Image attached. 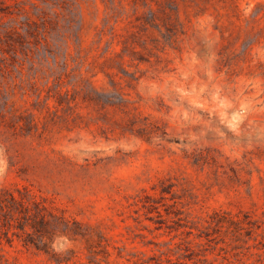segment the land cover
I'll use <instances>...</instances> for the list:
<instances>
[{"label": "rangeland", "instance_id": "rangeland-1", "mask_svg": "<svg viewBox=\"0 0 264 264\" xmlns=\"http://www.w3.org/2000/svg\"><path fill=\"white\" fill-rule=\"evenodd\" d=\"M65 73L75 113L94 89L165 134L74 127ZM0 187L89 231L0 264H264V0H0Z\"/></svg>", "mask_w": 264, "mask_h": 264}, {"label": "trees", "instance_id": "trees-1", "mask_svg": "<svg viewBox=\"0 0 264 264\" xmlns=\"http://www.w3.org/2000/svg\"><path fill=\"white\" fill-rule=\"evenodd\" d=\"M49 52L50 58L54 66L58 64L56 57L49 51V47L45 46V52ZM48 62V58H46ZM66 57L59 68L63 71L67 70ZM76 62V60H73ZM70 75L67 73L60 74L54 79V85L58 89L54 98L55 106L65 112V117L69 118L74 124V127H79L82 124L88 127L89 123L97 122L102 117L106 120V112L112 109L114 112L119 111L120 115L125 116L119 119L120 122L113 121L119 132L137 133L138 135L151 141L159 132L161 136L165 133L161 129L149 121L148 118H140L139 115L129 117L127 109V101L121 96L117 97L116 101H111L109 96L104 92H98L93 89L92 97H81V103L85 104L87 109L97 113L93 116L88 113L86 117L75 113L74 108L77 106V95L79 91L76 85L65 83ZM71 87V90L69 89ZM65 88V89H64ZM50 95L46 96V101ZM105 124V123H104ZM30 128L34 126L32 121L29 123ZM101 133L108 136V132H114L109 126L101 127ZM88 229L83 227L81 223L74 219H69L64 216L61 211L58 213L56 209L48 206L46 199H37L31 191L26 188L8 189L0 187V239L4 238L7 243H11L13 238L18 239L24 246H30L39 252H43L51 258L57 260V255L53 249V243L56 239L65 238L69 241L78 239L88 242ZM62 261H57V264Z\"/></svg>", "mask_w": 264, "mask_h": 264}]
</instances>
